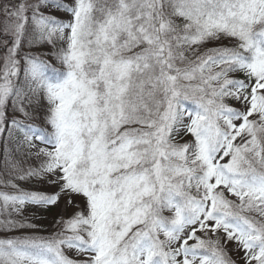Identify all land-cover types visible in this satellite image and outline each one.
<instances>
[{
    "label": "snow or ice",
    "instance_id": "1",
    "mask_svg": "<svg viewBox=\"0 0 264 264\" xmlns=\"http://www.w3.org/2000/svg\"><path fill=\"white\" fill-rule=\"evenodd\" d=\"M0 264H264V0H0Z\"/></svg>",
    "mask_w": 264,
    "mask_h": 264
},
{
    "label": "rangeland",
    "instance_id": "2",
    "mask_svg": "<svg viewBox=\"0 0 264 264\" xmlns=\"http://www.w3.org/2000/svg\"><path fill=\"white\" fill-rule=\"evenodd\" d=\"M38 215L40 216V219L36 222L41 224L44 228H47L49 232L52 231V220L55 215V210L53 212H40Z\"/></svg>",
    "mask_w": 264,
    "mask_h": 264
}]
</instances>
